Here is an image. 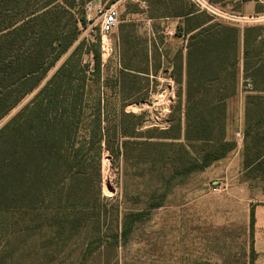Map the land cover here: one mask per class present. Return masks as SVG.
<instances>
[{
    "label": "trees",
    "instance_id": "trees-1",
    "mask_svg": "<svg viewBox=\"0 0 264 264\" xmlns=\"http://www.w3.org/2000/svg\"><path fill=\"white\" fill-rule=\"evenodd\" d=\"M89 1L0 0V120L35 91L78 40L85 21L75 3L82 7ZM179 3L175 17L180 21L174 36L185 38L186 43L185 53H178L174 77L178 90L169 125L163 130L143 131L140 125L145 113L125 112L127 104L141 99L133 101L124 94V78L130 71L149 75L148 68L136 71L125 65L118 74L121 92L115 116L109 119L108 99L103 94L94 97V111L86 116L90 79L80 65L83 43H79L32 99L0 128V225L6 216L15 219L44 204V191L74 185L76 177L86 170L92 171L100 196L104 151L113 164L122 162L125 166L129 163L128 150L136 153L138 163L144 153L151 152L149 165L154 170L149 204L141 211L123 215L120 237L127 238L133 226L142 221L145 210L162 207L168 192L160 194L162 187L177 186L235 148L226 135V104L237 96L240 80L244 86L246 137L256 141L254 153L243 156V167L264 175V133L257 129L264 125V118L251 117L259 109L264 114V23L240 29L212 21L191 6L185 8L182 0ZM152 47L159 49L154 43ZM94 57L98 73L97 50ZM223 71L231 90H212ZM98 79L97 74L92 78L96 83ZM248 85L251 91L246 89Z\"/></svg>",
    "mask_w": 264,
    "mask_h": 264
},
{
    "label": "rangeland",
    "instance_id": "rangeland-1",
    "mask_svg": "<svg viewBox=\"0 0 264 264\" xmlns=\"http://www.w3.org/2000/svg\"><path fill=\"white\" fill-rule=\"evenodd\" d=\"M169 1L155 0L150 9H143L133 0H91L82 7L76 2L85 21V25L80 26L78 40L46 73L35 91L0 120V128L32 99L73 49L83 43L80 65L84 66V72L90 79L86 116L94 111V97L103 94L108 99L107 115L112 119L119 106L118 74L121 67L125 65L136 71L148 68L149 75L130 71L132 75L124 78V94L131 96L133 101L141 99L127 104L125 112L145 113L140 125L143 131L165 129L169 125L168 117L178 90L174 82L179 65L178 53L180 50L185 53L186 40L183 38L181 42L179 38L155 34L159 49H154L149 43L153 39L152 23L160 22H149L148 18L172 15L179 9L180 0L171 4ZM182 1L185 8L192 7L188 0ZM111 6L119 13L118 26L107 37L108 45L102 49L99 34L101 17L96 10ZM62 23L65 26L67 19L64 18ZM96 50L100 60L98 73L94 57ZM96 74L99 77L97 83L92 80ZM220 75L218 86L212 90L230 91L225 71ZM193 77L198 79V74ZM182 79L185 82L184 73ZM246 89L251 91L252 87L248 85ZM236 90L237 96L226 104V135L235 143V148L205 170L189 175L177 186L162 187L160 194L168 190L162 207L145 210L142 221L133 226L127 238L120 237L123 215L141 211L149 204L154 170L149 165L152 154L144 153L138 163L136 153L128 150L129 163L125 166L122 162L113 164L109 153L104 151L100 196L92 171L86 170L76 177L74 185L44 191L46 202L38 204L31 212L20 214L15 219L3 218L0 225V264H243L240 250L253 244V240L246 239L244 235L255 231L254 204L248 200L256 193L257 187L264 189V175L252 169L239 175L238 162L234 161V157L238 159L246 153L253 154L256 144L252 136L246 137L241 80ZM261 114L259 109L255 115L251 113V117L264 118ZM257 129L264 133V125H258ZM229 162L234 167L230 177L226 178L224 172ZM243 182L249 183L248 191L239 187ZM230 183L236 185L231 191ZM213 185L220 187L218 192H211Z\"/></svg>",
    "mask_w": 264,
    "mask_h": 264
},
{
    "label": "crops",
    "instance_id": "crops-1",
    "mask_svg": "<svg viewBox=\"0 0 264 264\" xmlns=\"http://www.w3.org/2000/svg\"><path fill=\"white\" fill-rule=\"evenodd\" d=\"M147 5L143 9L151 8L152 3L155 0H146ZM176 0H170L168 3L175 2ZM217 11L221 12L223 17L213 16L205 12H200L196 10V8L192 5L194 11L196 13H202L212 19V21L224 23V24H232L242 29L245 26L252 24H261L264 22V0H207ZM176 11L172 15H160L149 17V22H160V23H152L153 24V39L149 41L151 44H156L154 36L163 35L164 37L170 36L174 37L176 31V26L180 21V18L175 17ZM226 18V19H225ZM228 18L235 19V23H231ZM181 42L183 41V38ZM150 44V45H151ZM158 46V45H157ZM234 161L238 162V170L239 175L245 172L243 168V158L240 156L238 159L234 157ZM228 167L225 169V177L229 178L231 175V169L234 165L231 166L229 162L227 164ZM232 180V179H230ZM235 183H230V191L235 188ZM244 191H248L250 189L249 183L243 182L239 185ZM256 193L250 198L248 201L253 203L254 205V227L255 231L253 233H246L244 236L248 240H253V244H249L246 248L240 250L243 256V264H264V189L262 187H257L255 189ZM252 207V205H251ZM204 247H208L205 245ZM230 264V263H228Z\"/></svg>",
    "mask_w": 264,
    "mask_h": 264
},
{
    "label": "built area",
    "instance_id": "built-area-1",
    "mask_svg": "<svg viewBox=\"0 0 264 264\" xmlns=\"http://www.w3.org/2000/svg\"><path fill=\"white\" fill-rule=\"evenodd\" d=\"M135 3H137L139 6L144 8L147 5L146 0H133ZM195 8L196 10L200 12H205L213 16H218V17H223L221 12L217 11L216 8H214L207 0H188ZM96 14L100 15L101 17V23L99 26V34L101 38V48L104 49V46L108 45L106 44L107 37L113 33V31L117 28L118 26V18H119V13L118 11L113 7L109 8H98L96 10ZM226 19V18H225ZM228 20L231 23H235V19L228 18ZM220 187L217 185H213L212 188L210 189L211 192H218Z\"/></svg>",
    "mask_w": 264,
    "mask_h": 264
}]
</instances>
